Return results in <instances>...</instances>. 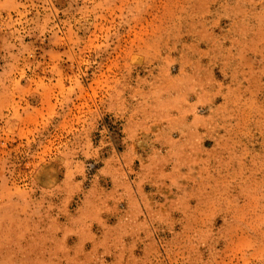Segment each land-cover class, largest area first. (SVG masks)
<instances>
[{
	"label": "rangeland",
	"instance_id": "obj_1",
	"mask_svg": "<svg viewBox=\"0 0 264 264\" xmlns=\"http://www.w3.org/2000/svg\"><path fill=\"white\" fill-rule=\"evenodd\" d=\"M0 264H264V0H0Z\"/></svg>",
	"mask_w": 264,
	"mask_h": 264
}]
</instances>
